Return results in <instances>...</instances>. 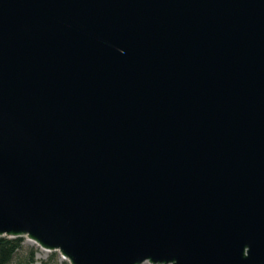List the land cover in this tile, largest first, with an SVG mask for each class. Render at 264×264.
Segmentation results:
<instances>
[{
	"label": "water",
	"instance_id": "obj_1",
	"mask_svg": "<svg viewBox=\"0 0 264 264\" xmlns=\"http://www.w3.org/2000/svg\"><path fill=\"white\" fill-rule=\"evenodd\" d=\"M4 237L264 264V0H0Z\"/></svg>",
	"mask_w": 264,
	"mask_h": 264
},
{
	"label": "trees",
	"instance_id": "obj_2",
	"mask_svg": "<svg viewBox=\"0 0 264 264\" xmlns=\"http://www.w3.org/2000/svg\"><path fill=\"white\" fill-rule=\"evenodd\" d=\"M24 238L10 239L7 237L0 238V264H14L16 256L24 249ZM39 250L31 249L27 258H23L20 264H35V258ZM59 257L58 253H52L51 260L54 264H58L56 258ZM44 264H49L45 262ZM62 264H69L63 262Z\"/></svg>",
	"mask_w": 264,
	"mask_h": 264
},
{
	"label": "rangeland",
	"instance_id": "obj_3",
	"mask_svg": "<svg viewBox=\"0 0 264 264\" xmlns=\"http://www.w3.org/2000/svg\"><path fill=\"white\" fill-rule=\"evenodd\" d=\"M25 240V239H24ZM31 249H35V250H39L37 252L35 261V264H44L45 262L49 263V264H54V262L50 259L52 252H44L43 250H41L38 246L32 245L31 243H29L28 240H25L24 242V249L18 254V256H16V259L14 260V264H20V262L23 260V258H27V256L30 253ZM57 263L58 264H62L63 262H65L61 256L59 255V257L56 258Z\"/></svg>",
	"mask_w": 264,
	"mask_h": 264
},
{
	"label": "bare ground",
	"instance_id": "obj_4",
	"mask_svg": "<svg viewBox=\"0 0 264 264\" xmlns=\"http://www.w3.org/2000/svg\"><path fill=\"white\" fill-rule=\"evenodd\" d=\"M29 243H31V242H29ZM32 245H34L33 243H31Z\"/></svg>",
	"mask_w": 264,
	"mask_h": 264
}]
</instances>
